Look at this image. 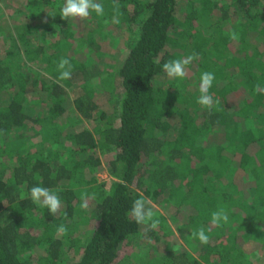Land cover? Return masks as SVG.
<instances>
[{"label": "trees", "instance_id": "trees-1", "mask_svg": "<svg viewBox=\"0 0 264 264\" xmlns=\"http://www.w3.org/2000/svg\"><path fill=\"white\" fill-rule=\"evenodd\" d=\"M98 2L99 27L118 5L113 26L132 34L104 75L93 13L61 19L64 0H26L34 22L14 37L0 30V96H9L0 103V264H264V0H188L183 15L180 0ZM192 53L184 78L166 76L164 63ZM61 58L71 79H59ZM203 72L215 75L211 108L197 103ZM30 83L45 94L30 97L38 111L27 109ZM105 95L111 113L100 109ZM104 170L110 178L99 180ZM36 185L57 192L56 215L27 198ZM141 195L167 213L153 210L155 228L129 215ZM220 209L229 219L216 227ZM168 218L184 226L181 243ZM200 227L207 244L192 237Z\"/></svg>", "mask_w": 264, "mask_h": 264}, {"label": "clouds", "instance_id": "clouds-1", "mask_svg": "<svg viewBox=\"0 0 264 264\" xmlns=\"http://www.w3.org/2000/svg\"><path fill=\"white\" fill-rule=\"evenodd\" d=\"M95 13L97 16L104 14V6L98 0H64L63 7L60 9V17L64 20L69 19H85L88 18L91 13ZM111 23H120L119 6L115 5V14L112 16ZM233 39L236 38V34L233 33ZM198 53H192L183 59H176L166 62L162 66V70L167 77L171 79H180L186 76V65L198 58ZM57 69L60 73V80L71 79L72 65L69 59L61 58L57 64ZM215 75L212 72H203L200 75L198 91L200 95L197 98V103L201 107L211 108L213 104V98L209 94V89L212 87ZM33 204H37L42 208L48 210L50 215H56L61 208V199L56 191L43 187L32 186L28 190V197ZM150 204L143 195L140 198L133 201L131 208L129 209V215L133 221L137 224H148L150 227L155 228L159 224V220L154 219V211ZM87 204H81V208H86ZM229 217L223 210L214 211L211 214L210 223L216 227H220L222 223H227ZM59 233L66 232V227L60 225L57 229ZM194 239H198L201 244H207L209 236L205 232L204 227H200L192 233Z\"/></svg>", "mask_w": 264, "mask_h": 264}, {"label": "rangeland", "instance_id": "rangeland-1", "mask_svg": "<svg viewBox=\"0 0 264 264\" xmlns=\"http://www.w3.org/2000/svg\"><path fill=\"white\" fill-rule=\"evenodd\" d=\"M188 0H180L179 4H178V8H179V12L180 15H183L184 13V9L186 7V3ZM13 4H9V5H5L3 6L2 3L0 2V30H6L5 32L9 31L12 33L13 37L19 33L21 31V26L22 23L24 21H28L30 18L32 19V21L34 22V18H36V14L35 15H31V17L29 16V14H27L29 12L28 7L25 5L26 4V0H12ZM186 4V5H185ZM185 6V7H184ZM107 10H109L108 8H106ZM216 12V11H215ZM208 11L205 10L202 15L200 16V19H196L195 21L191 22L189 19H185V20H189V22L191 23V26L193 28H199L200 26L203 25L204 23V18L206 17ZM93 27H95V30L98 31V33L95 35V37H102L105 41V47L102 48V54L99 56L98 59V65L100 67V69L104 70V73H109V72H113L114 68H116L122 58L124 57L125 52L127 51V49L129 48V46L132 43V34L130 33L129 30H127V28L125 26H113V23L109 22V21H104L103 24L99 27V20H98V16L93 12ZM38 23H40L39 21L37 22L36 25H38ZM35 24V23H34ZM189 24V23H188ZM41 26V25H40ZM38 26V27H40ZM99 27V29L97 30V28ZM38 33L36 32V35ZM33 43V42H32ZM9 45H13L14 46V39H10V41L8 42V47ZM12 47V46H11ZM28 79V78H27ZM30 79V78H29ZM32 82V81H31ZM33 94H37L40 95L41 98H43V96L45 95L43 92L38 93L37 89L35 87V85L33 83L27 84V87L25 89V92L23 93V95L25 96V101L26 104H28V110L29 111H38L39 108L38 106H36L34 103H30V97H32ZM7 97V98H6ZM9 96H5V99L3 96H0V103L9 99ZM99 105L100 109H105L107 113H111L112 112V108H111V99L109 96L105 95L103 97V99H99ZM264 107V105L262 106ZM82 125V124H80ZM83 125L88 126L90 129H94L97 126V122L96 121H88L86 119H84V123ZM245 125V124H244ZM243 125V126H244ZM106 150H99V154L100 156L103 158L104 152ZM259 172V171H258ZM260 175V180H261V173H259ZM97 177L99 180H107L110 178L109 173L104 170V171H100L99 173H97ZM258 179V178H257ZM150 202V207L153 208V210H157L159 211V213H163L164 215H166L167 213L161 209L160 206H158L157 203L152 202L150 200H148ZM85 210L84 214L82 211V218H86L89 216L91 217V205L87 204V207L82 209ZM158 212L154 211V214L157 216V214H159ZM85 220V219H84ZM84 222V221H83ZM83 222L80 223V227L82 228L84 226L83 229H86V227L88 226V224H84ZM166 228H168V231L166 232H173V234L176 236L177 240L179 241L182 237V234L185 231L184 226H181V230L179 228V224L172 220V219H167L166 222ZM83 225V226H82ZM180 230V231H179ZM166 239H169V237L167 238L166 236L162 238V241L164 242ZM146 240V239H145ZM152 240H148V241H144L143 243H137V248L135 250H133V258H137L138 256H143L144 255V251H146V247H148L149 245H151ZM181 243V240L179 241ZM147 243V244H146ZM153 244V242H152ZM175 246L178 244V242L173 243ZM163 243L161 242L159 244V247H162ZM153 253V252H152Z\"/></svg>", "mask_w": 264, "mask_h": 264}]
</instances>
